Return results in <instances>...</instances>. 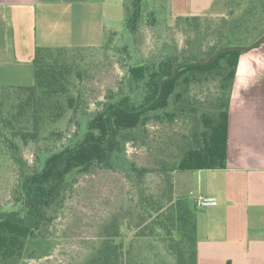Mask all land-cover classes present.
Returning a JSON list of instances; mask_svg holds the SVG:
<instances>
[{
  "label": "trees",
  "instance_id": "obj_1",
  "mask_svg": "<svg viewBox=\"0 0 264 264\" xmlns=\"http://www.w3.org/2000/svg\"><path fill=\"white\" fill-rule=\"evenodd\" d=\"M233 2L225 0L227 5ZM240 4L236 2L237 6ZM143 6L144 0L123 1L125 26L133 40L140 29ZM154 13L152 11L150 17L154 23H146L150 28L157 26ZM242 13L244 16L237 23L238 34L231 37L224 31L227 25L224 26L218 32L222 43L209 46L204 57H198L194 52L185 56L169 52L158 60L133 61L128 44L118 48V52L126 53L122 57L128 58L125 79L129 84L141 87V99L134 100L129 93H121L117 98L111 96L89 118L84 133L72 144L49 150L40 168L30 169L19 157V146L11 139L7 140L19 174L14 205L0 208V264H28V259L39 258L48 250L49 253L58 251L54 248L57 243L51 239V227L75 184L95 168L112 170L116 163L124 165V173L138 188V222L131 226L118 222L113 215L103 226L99 244L94 253L91 252L90 263L140 264V260L146 257L142 256L140 245L136 246L134 255L133 244L155 237L173 256L175 264H198L196 206L189 197L175 195L174 173L226 167L228 112L236 67L243 51L264 42V0H247ZM202 17L175 19L186 23L194 21L198 26ZM116 34L110 32L113 38ZM66 51L36 47L35 84L28 87L0 86L1 92H28L17 104V110L11 112L10 119L18 120L30 110L36 125L42 110L40 106H49L50 96L65 88L68 75L67 67L60 65L58 58L51 63L47 55L55 53L60 57ZM76 76L80 79L81 75L77 72ZM209 81L216 82L213 98L201 103L188 96L191 85ZM79 103L78 96L67 97V105L74 114ZM179 117L190 122V128L188 133L181 135L180 149L171 160L161 159L158 166L146 167L122 159L120 153L124 144L141 140L134 134L137 129L142 128L146 133L152 120L173 123ZM10 119L0 112V123L8 124ZM3 127L6 130L5 125ZM2 131L0 126V136L6 138ZM11 131V137H18L23 145L36 140L35 127L33 131L16 128ZM154 172L164 176L165 187L158 195L146 194L144 178ZM129 232L133 236L127 243ZM153 257L157 259L158 254L154 253Z\"/></svg>",
  "mask_w": 264,
  "mask_h": 264
},
{
  "label": "rangeland",
  "instance_id": "obj_2",
  "mask_svg": "<svg viewBox=\"0 0 264 264\" xmlns=\"http://www.w3.org/2000/svg\"><path fill=\"white\" fill-rule=\"evenodd\" d=\"M108 1L117 4L112 10L116 18L105 20L107 25L112 24L118 31L115 38L110 36L111 31L108 30L103 36H98L96 32H84V36L82 32H74L70 39L85 42L88 46L66 47L68 51L60 57L55 53L47 55L51 63L55 57L58 58L59 64L67 67L68 75L65 88L50 96L47 101L49 106H40L42 110L36 125L31 119L30 110L17 121L10 119L11 112H15L17 104L28 95L27 91H0V112L11 120L8 124L0 123L2 133L6 136H0V208L14 205L19 174L18 164L13 159V150L7 147V140L11 139L19 146V157L30 169L40 168L49 150L72 144L84 133L89 118L111 96L117 98L121 93H129L134 100L141 99V87L129 84L125 79V62L128 58L122 57L126 53L121 48L128 44L133 61L146 58L158 60L169 52L179 53L180 56L194 52L198 57H204L209 46L222 43L218 32L224 26L227 25L224 31L231 37L238 34L237 23L244 16L241 14L247 2L234 0L227 5L223 0L215 4L197 22V26L194 21L186 23L169 17L168 0H144L140 29L133 40L125 26L124 0ZM236 2L241 4L237 6ZM152 11L158 20L154 28L146 25L147 22L154 23L150 19ZM118 48L122 53L118 52ZM77 72L81 75L80 79L76 76ZM215 92L216 82L209 81L191 85L188 96L204 103L213 98ZM68 96L79 97L76 114L67 105ZM34 127L37 128L36 140L28 141L27 145H23L18 137H11L14 128L33 131ZM189 128L190 122L183 117L173 123L152 120L147 125L146 133L142 128L135 131L134 134L141 137V140L124 144L121 157L125 162L137 166H158L159 160H171L176 155L182 143L181 135L188 133ZM123 166L116 163L112 170L97 167L79 178L51 227V239L57 243L54 248L58 251L49 253V248H46L48 253L42 252L41 257L28 259V264H93L90 263L91 254L99 244L103 226L113 215L118 222L137 225L140 212L137 205L138 188L126 176ZM143 185L146 194L158 195L165 187L164 176L157 172L150 173L145 176ZM132 236V232L127 234V243ZM133 245V252L140 245L141 254L146 257L140 260V264H175L173 256L158 238H145ZM154 253L158 254L157 259L153 257Z\"/></svg>",
  "mask_w": 264,
  "mask_h": 264
},
{
  "label": "crops",
  "instance_id": "obj_3",
  "mask_svg": "<svg viewBox=\"0 0 264 264\" xmlns=\"http://www.w3.org/2000/svg\"><path fill=\"white\" fill-rule=\"evenodd\" d=\"M221 1L168 0V15L202 17ZM116 5L108 0H0V86L35 84L36 47L83 48L88 44L70 39L74 32H118L105 22L116 18ZM174 191L192 202L199 195L217 200L195 210L198 264H264V42L238 59L226 167L175 172Z\"/></svg>",
  "mask_w": 264,
  "mask_h": 264
},
{
  "label": "built area",
  "instance_id": "obj_4",
  "mask_svg": "<svg viewBox=\"0 0 264 264\" xmlns=\"http://www.w3.org/2000/svg\"><path fill=\"white\" fill-rule=\"evenodd\" d=\"M194 204L197 208L200 207H208V206H213L217 204V200L214 197L211 196H195L193 198Z\"/></svg>",
  "mask_w": 264,
  "mask_h": 264
}]
</instances>
